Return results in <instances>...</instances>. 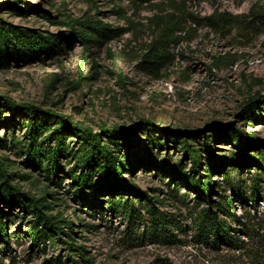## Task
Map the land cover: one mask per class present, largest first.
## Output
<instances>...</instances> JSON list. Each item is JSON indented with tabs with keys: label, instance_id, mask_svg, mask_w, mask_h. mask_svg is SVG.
Wrapping results in <instances>:
<instances>
[{
	"label": "rangeland",
	"instance_id": "374dc122",
	"mask_svg": "<svg viewBox=\"0 0 264 264\" xmlns=\"http://www.w3.org/2000/svg\"><path fill=\"white\" fill-rule=\"evenodd\" d=\"M25 1L37 5L41 13L28 10L23 15L0 7V16L8 24L47 35L69 31L64 22H83L87 18L118 31L93 45L94 54L89 61L82 60L85 48L78 42L65 46L66 51L58 57L42 55L44 61L12 59L8 68H0V96L20 104L33 103L42 111L51 109L69 115L73 121L87 119L95 129L101 123L131 127L148 121L157 125L155 134L164 138L170 136L164 132L172 129L183 132L184 137L185 132L195 128L213 134V143L223 154L238 151L216 133L229 125L241 132H254L264 143V110L258 108L252 119L245 112L252 97L259 93L264 96V25L249 17L254 5L264 11V0ZM215 13L231 14L236 23L211 27L207 18ZM170 17L181 19L183 28L173 47L176 60L151 74L143 70L142 56ZM92 59L100 66L97 75L89 70ZM9 114L2 107L3 117ZM22 119L16 117L15 121ZM24 129L0 125V137L7 136L9 142L15 135L22 140ZM141 131L144 136L145 129ZM68 135L70 148L79 149L73 144L75 137ZM168 144L167 148L152 150L159 162L168 158L172 166L183 156L171 141ZM260 150L264 152V144ZM0 156L16 163L14 172L27 173L35 179L32 182L15 175L22 190L36 196L42 194L46 179L25 162L27 156L18 151V145L0 149ZM62 164L65 171L59 173L61 185L51 184L48 190L55 193L47 198L55 202L52 213L68 216L77 234L82 235L76 240L86 248L88 261L83 264H264L263 199L252 204L238 196L242 191L250 193V178L257 171L262 174L260 186L264 190V169L229 167L228 174L219 173L214 178L217 187L211 194L213 201L217 202L223 194L231 197L240 221H228L240 229L245 228L242 222H246L249 228L246 233L237 231L244 248L233 249L224 244L211 247L201 241L197 235L201 210L209 202L198 198V193L182 181H174L169 173L143 165L132 173L128 169L123 172L132 185L152 196L157 210L174 217L180 227L172 225L173 233L159 228L154 231L148 214L150 203L146 198L140 201L132 193L116 195L115 199L89 194L88 200L97 202V207L92 208L77 200L69 191L71 179L66 172L75 163L64 158ZM127 197L131 201L127 202ZM4 211L10 238L6 244L0 242V264H72L78 259L70 257L67 246L57 237L32 247L27 236L30 213L24 214L18 205L4 206Z\"/></svg>",
	"mask_w": 264,
	"mask_h": 264
},
{
	"label": "trees",
	"instance_id": "16d2710c",
	"mask_svg": "<svg viewBox=\"0 0 264 264\" xmlns=\"http://www.w3.org/2000/svg\"><path fill=\"white\" fill-rule=\"evenodd\" d=\"M137 1L144 3L148 0ZM0 7H8L10 11L23 15H26L28 10L41 13L37 5H28L25 0H14L12 3L0 2ZM249 17L264 25V11L258 9L257 5L251 8ZM48 19L51 20L50 17ZM207 19L208 25L217 28L226 24L233 26L236 23L231 14L226 16L215 13ZM0 20V68H8L12 59L15 62L19 60L25 62L30 58L44 61L46 58L42 55L50 58L58 57L66 51L65 46L76 42L85 48L82 60L85 58L89 61L94 54L93 45L113 37L118 31V28L110 27L93 18H87L83 22L80 19L70 23L64 22L69 31L56 35H47L37 30L8 24L1 16ZM181 24V19L170 17L160 26L157 35L142 56L144 71L156 74L168 68L176 60L173 47L180 39L179 32L183 31ZM89 70L92 75H97L100 73V66L92 59ZM2 107L10 112V116L3 117ZM258 108L264 110V96L260 93L247 103L246 117L252 119L251 116ZM16 117L23 119L17 122ZM0 125L12 129L25 127L22 140L17 139L15 135L9 142L7 136L0 137V149L18 145V151L27 156L25 162L46 179L40 196L24 191L21 185L15 182L14 176L19 175L23 180H32V182L35 179L29 177L27 173L14 172L12 169L16 163L6 156H0V242L6 244L10 238L4 206L18 205L23 208L24 214L29 212L32 217L28 222L27 232L32 247L39 246L41 241L57 237L67 246L70 257L78 258L72 260V264H83L88 261L85 256V246L77 243L76 237L82 235L79 236L75 231L73 220L61 213H52L55 202L47 198L48 195L54 196L55 193L48 190L51 184L61 185L59 173L65 171L62 159L69 158L75 163L74 168L66 171L71 179L68 185L69 191L73 192L77 200L81 199L82 203L87 202L91 208L97 207V202H90L89 194L95 195L96 198L108 195L111 199H115L116 195L132 193L140 201L146 198L150 203L148 214L151 225L155 228L154 231L157 232L159 228L162 232L173 233L172 225L180 227L174 223V217L171 218L157 210L152 196L144 194L137 186L132 185L123 174L125 169L132 173L135 167L141 165L154 167L169 173L174 181H182L189 189L195 190L198 198L208 200L209 206L201 210L202 216L197 233L203 243L216 248H220L222 244L233 249L244 248V242L237 237V231L248 232V225L242 222L245 228L240 229L233 227L228 221V218L240 221L239 216L237 217L234 212L233 199L223 194L217 202H214L211 194L217 187L214 179L216 174H228L229 167L250 169L256 166L261 170L264 169V152L260 150L264 143L254 132H241L231 125L218 129L216 133L220 138L229 141L238 149L231 154H223L218 152L217 146L213 143V134H206L195 128L185 132L184 137L183 132H178L176 129L168 130L169 132L164 133L170 136L164 138L155 134L157 125L148 121L131 127L101 123L95 129L88 124L87 119L73 121L69 115L51 109L42 111L33 103L20 104L3 96H0ZM141 129L146 131L144 136ZM67 135L75 137L73 144L78 145L79 149L70 148L71 142H68ZM168 141H171L183 156L182 160L172 166L168 158L159 162L152 150L167 148ZM261 175L257 171L255 176L250 178L252 181L250 193L239 192V198L252 204H257L259 198L264 202V190L260 186ZM129 201L131 199L127 197V202Z\"/></svg>",
	"mask_w": 264,
	"mask_h": 264
}]
</instances>
